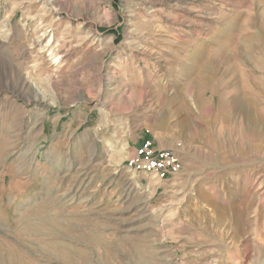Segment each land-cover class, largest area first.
Returning a JSON list of instances; mask_svg holds the SVG:
<instances>
[{"label": "rangeland", "instance_id": "1", "mask_svg": "<svg viewBox=\"0 0 264 264\" xmlns=\"http://www.w3.org/2000/svg\"><path fill=\"white\" fill-rule=\"evenodd\" d=\"M0 264H264V0H0Z\"/></svg>", "mask_w": 264, "mask_h": 264}, {"label": "built area", "instance_id": "2", "mask_svg": "<svg viewBox=\"0 0 264 264\" xmlns=\"http://www.w3.org/2000/svg\"><path fill=\"white\" fill-rule=\"evenodd\" d=\"M135 154L127 166L135 172L140 171L149 178L169 179L179 174L181 170L177 163L178 152L157 149L149 140L139 145Z\"/></svg>", "mask_w": 264, "mask_h": 264}, {"label": "bare ground", "instance_id": "3", "mask_svg": "<svg viewBox=\"0 0 264 264\" xmlns=\"http://www.w3.org/2000/svg\"><path fill=\"white\" fill-rule=\"evenodd\" d=\"M162 149H167V148H162ZM152 178H154V177H152ZM162 180H166V179H162Z\"/></svg>", "mask_w": 264, "mask_h": 264}, {"label": "crops", "instance_id": "4", "mask_svg": "<svg viewBox=\"0 0 264 264\" xmlns=\"http://www.w3.org/2000/svg\"><path fill=\"white\" fill-rule=\"evenodd\" d=\"M169 180V179H168ZM161 181H167V180H161Z\"/></svg>", "mask_w": 264, "mask_h": 264}, {"label": "trees", "instance_id": "5", "mask_svg": "<svg viewBox=\"0 0 264 264\" xmlns=\"http://www.w3.org/2000/svg\"><path fill=\"white\" fill-rule=\"evenodd\" d=\"M109 30V29H108Z\"/></svg>", "mask_w": 264, "mask_h": 264}]
</instances>
